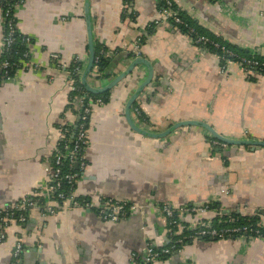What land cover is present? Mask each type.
Returning <instances> with one entry per match:
<instances>
[{
    "label": "crops",
    "instance_id": "0c3cea01",
    "mask_svg": "<svg viewBox=\"0 0 264 264\" xmlns=\"http://www.w3.org/2000/svg\"><path fill=\"white\" fill-rule=\"evenodd\" d=\"M196 29L233 49L264 57V0H172ZM159 0H88L93 44L103 48L111 67L106 77L87 74L102 87L137 64L92 104L88 120L87 162L76 185L78 197L92 202L112 198L142 209L120 221H104L93 211L62 208L55 215L28 211L11 219L0 242V264H138L147 241L168 244L170 231L162 205H213L183 214L196 225L220 214L252 215L264 210V147L229 144L213 147L206 123L231 139L264 141V73L250 76L194 45L171 23L154 24ZM17 30L28 36L30 58L41 66L19 68L0 81V210L13 207L44 186L56 127L75 125L78 106L59 63L87 62L84 0H26L14 10ZM0 11V56L4 35ZM55 53L57 59L51 57ZM143 85L125 116L128 98ZM79 100V99H78ZM141 108L145 121L133 112ZM173 127V128H172ZM22 250L14 263L13 250ZM264 264L261 238L192 239L179 251L151 264Z\"/></svg>",
    "mask_w": 264,
    "mask_h": 264
},
{
    "label": "built area",
    "instance_id": "2783aa9c",
    "mask_svg": "<svg viewBox=\"0 0 264 264\" xmlns=\"http://www.w3.org/2000/svg\"><path fill=\"white\" fill-rule=\"evenodd\" d=\"M26 0H14L13 4L9 3L2 7L0 2V11L3 16V21L6 25V33L2 37L1 53L7 55L13 51L15 42L16 25L11 16L13 5H20ZM221 2V0H214ZM161 3L158 7V17L154 24L162 22L170 23L185 27V34L190 38L191 42L199 47L205 48L216 54L222 61L221 69L225 70L229 62H234L240 65L242 70L250 76L264 69V61L256 59L254 56H240L230 50L219 41L200 34L196 29L186 23L179 15V10L175 7L172 0H159ZM21 41L24 43L25 50L19 54V64L22 68H36L41 66L40 63H35L30 58L28 51V43L30 38L23 37ZM140 38L136 40L133 47V55H139ZM18 52H13L16 55ZM51 57L57 59L55 53ZM81 61V63H80ZM72 68L67 70L68 65L59 63V67L64 69L70 81L71 90H77L80 106L77 113V121L75 125L60 124L56 127V136L53 142V152L49 162L46 165L47 177L44 186L32 196H26L18 201L13 207H5L0 210V242L5 239V228L11 219H16L23 222L26 214L31 210H38L43 215H55L62 208L66 209H82L93 211L100 219L104 221H120L125 219L130 214L142 209L138 204L129 201H119L112 198H98L97 202H92L88 198H78L76 194V185L82 176V172L87 165L84 150L87 145V130L88 120L91 112L92 104H101V98H93L91 92L86 90L83 85H75V79L72 74H82L85 67V62L79 58L72 60ZM11 63L6 57L0 61V79L8 80L12 78L9 75ZM81 78V76H80ZM80 82V80H79ZM72 100V95H70ZM133 112L145 121L141 115L139 106L133 107ZM210 144L218 149L226 148L229 144L220 141L214 137H210ZM63 182L67 184V191L63 189ZM210 209V204L199 205H181L179 207H171L162 205L161 211L168 221L170 231L173 233L174 228L185 230L187 233L175 235L172 240L165 245H156L153 241H147L142 257H138V264H151L155 261L169 257L172 253L179 251L183 244L192 239H225V238H261L264 240V216L257 223L252 225L238 224L236 217H229L227 221L236 222L234 225L216 227L211 221H201L196 225H186L180 221L183 214H197ZM181 233V232H180ZM22 250L19 242L15 244L13 250L14 263H17ZM186 264H192L187 262Z\"/></svg>",
    "mask_w": 264,
    "mask_h": 264
},
{
    "label": "trees",
    "instance_id": "16d2710c",
    "mask_svg": "<svg viewBox=\"0 0 264 264\" xmlns=\"http://www.w3.org/2000/svg\"><path fill=\"white\" fill-rule=\"evenodd\" d=\"M13 1L14 0H0L1 2V5L2 7H4L5 5L11 3L13 4ZM160 2L158 3V6H160ZM176 7V6H175ZM16 8V5H13L12 7V12H11V16L13 17V21L15 23V16H14V10ZM179 15L182 17V19L188 23L190 26L194 27L196 29L195 26H193L189 21H187V19L184 17L183 14L180 13L179 11ZM170 23L174 26H178L183 32H185V27L182 26V25H177V24H174L170 21ZM3 27H4V33H6V25H5V22L3 23ZM16 25V23H15ZM196 31L198 33H200L197 29ZM202 34V33H200ZM205 35V34H203ZM207 36V35H206ZM23 37H26V35L20 33L18 30H17V27L15 28V42L13 44V51L10 53V54H6V53H1V56H0V61L4 58H8L10 63H11V67L9 68V75H14V72L17 71L19 68H22V66L19 64V59H20V55L26 48L24 46V43L21 41V39ZM210 37V36H208ZM211 39H214L216 41H219L221 44L225 45L226 47H228L230 50L234 51L235 53H237L238 55L240 56H245V57H252L254 56L256 59L260 60V61H264V57H260L258 56L256 53H253V54H247V53H242V52H239L235 49H233L232 47L228 46L226 43L220 41V39L218 38H215V37H210ZM17 50V54L14 55L13 52ZM211 52V51H210ZM81 63V61H80ZM111 58H107L106 55H105V52L103 50L102 47L98 46V45H94V61H93V66L90 70L89 73L91 72H94L96 76L98 77H106V75L108 74V70L109 68L111 67ZM220 64H222V61L220 60ZM72 68V64L70 63L67 67V70H70ZM257 73H264V69L260 70V71H257ZM73 78L75 79V85H80V75L79 74H72ZM0 81H2V79H0ZM107 91H104L102 93H99V94H91L93 98H101L103 101L106 100V94ZM70 94L72 95V101L74 104L72 105H77L78 107L80 106V103H79V100H78V97H75V96H79L77 90H71ZM67 184L65 182H63V189L67 191ZM79 199L80 198H86V197H78ZM213 205H211L210 207H212ZM264 216V210L263 211H260V212H257V213H254L252 215H248V214H241V213H235V212H232V214L228 215V214H220V215H217L216 217L213 218L212 220V225L216 226V227H222V226H230V225H234L236 224V222H229L227 221V219L229 217H236L238 218L237 220V223L238 224H247V225H252L254 226L257 221L262 217ZM187 233V231L183 230L181 231V234H185Z\"/></svg>",
    "mask_w": 264,
    "mask_h": 264
},
{
    "label": "water",
    "instance_id": "95a60500",
    "mask_svg": "<svg viewBox=\"0 0 264 264\" xmlns=\"http://www.w3.org/2000/svg\"><path fill=\"white\" fill-rule=\"evenodd\" d=\"M85 1V17H86V33H87V43H88V58H87V62L85 63V67L83 69L81 78H80V83L83 85V87L88 90L89 92L93 93V94H99L102 93L104 91H107L108 89L112 88L120 79H122L123 77H125V75H127L128 73L131 72L132 68L137 65V64H145L147 65L145 59L141 58L140 56H136L134 57L132 63L129 65V67L124 70L122 73H120L117 77H115L114 79H112L108 84L102 86V87H91L90 85H88L86 83V77L88 72L91 70L92 66H93V61H94V44H93V36H92V25H91V21H90V17L88 14V9H87V2L88 0H84ZM143 85H140L138 87V89L132 93V95L128 98L126 105H125V116L127 118V121L129 123V125L137 130V131H141L142 133H145L147 135H155V136H164L165 134L169 133V131H167L166 133H160V134H154V133H150V132H146L145 130H141L140 128H138L136 125H134V123L132 122L131 118H130V107L132 105V103L135 101L137 95L139 94V92L141 91ZM185 124H195V125H201L203 127H205L211 134L212 137L226 142L227 144H237V145H252V146H257V147H264V141L261 140H251V139H231L228 137H224L221 134L217 133L216 131H214V129H212L211 126L207 125L206 123L200 122V121H193V120H189V121H181L179 123H177L176 125H174L173 127H178V126H182ZM172 127V128H173Z\"/></svg>",
    "mask_w": 264,
    "mask_h": 264
}]
</instances>
